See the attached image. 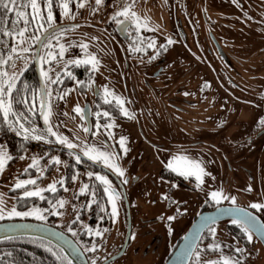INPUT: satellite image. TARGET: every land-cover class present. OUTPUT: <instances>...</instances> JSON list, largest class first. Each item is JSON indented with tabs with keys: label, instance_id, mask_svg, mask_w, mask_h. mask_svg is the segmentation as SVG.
Instances as JSON below:
<instances>
[{
	"label": "flooded vegetation",
	"instance_id": "af4514ba",
	"mask_svg": "<svg viewBox=\"0 0 264 264\" xmlns=\"http://www.w3.org/2000/svg\"><path fill=\"white\" fill-rule=\"evenodd\" d=\"M107 1L109 0H102L104 3ZM119 1L120 3H125L127 0ZM185 1L186 0L183 1V4H186L184 3ZM196 1L198 3V14L200 15L204 3L200 0ZM225 1L229 2L234 7V11L227 13V15L231 17L241 16L242 18L246 16L250 20H256L264 25V0ZM64 2L65 0H61L59 5ZM211 3L219 7L218 2ZM71 4L72 2L68 4V8H72ZM44 5L45 3L41 2L40 7L43 12ZM131 9L136 14L139 24H142L139 30H137L135 26L136 20H125L123 25L115 21L109 29V33L113 36L112 41H116L119 44L118 51L114 50L116 54H114V60L119 61V67H117L119 85L123 87L122 93L119 95V100L127 103L128 107L132 108V115L125 117L124 114L120 113L118 101L114 99L115 97L107 98L111 101L110 104L105 103V97H96L97 84L94 81L90 82V70H92V68L89 67V63H82L79 65L68 63V61L84 59L82 56L78 58V52L74 50V54H76L68 55L71 59L66 61V72L63 73L60 80L62 81L65 77H69V72L75 77V80H81L83 82L88 80L86 81V97H84L85 99L79 104V107L82 108L84 103L87 102L88 131H84L86 125L82 118V114L76 113L82 125L77 134L74 133L75 136L72 138L71 135L69 139L70 142L76 144L77 147L69 149L66 144H62L47 135L43 140L32 139L33 135L42 134L46 129L44 124H41L43 123L41 118L42 114L40 116L38 115L39 93L36 113L40 125L38 128H35L36 131L24 133L20 127L15 126L9 128V132L14 135L13 137L24 141V144L20 146L21 149L18 152H11L7 146L8 144L0 139L12 158L24 147H33L39 152L42 148L46 147H50L48 148L49 150L51 148H56L59 150L60 155H66V157L64 156L65 162L62 177L59 180H63V184L61 185L59 181H57L55 183V192L47 190L48 188L42 189L44 191H42L41 195L44 199H41L39 196L25 197L22 194L13 195V204L18 210L30 211L33 208H38L45 216V219L40 220L31 215L4 217V219L21 217L41 221L59 228L76 242L83 252L87 264H99L101 262L102 264H106L122 253L130 239L131 210H134L133 208L135 207L133 206L134 203L129 201L130 194L128 192L132 191L131 186L137 177L133 176V173H127V171L130 170L128 165L132 155L127 158V156H125V154H127V152L125 153L124 151L125 148L127 150L135 148L134 153H141L140 147H145L144 145H147L146 148H150V145H155L163 150H167V152L175 150V156H187L190 159L201 162L205 172V155H211V158H215V165L219 166L220 169H227L224 174L230 176L234 181V190L228 192L229 199H220L219 203L207 197V195H203L196 206L197 209L195 213L191 214L189 223L197 212L219 204H232L231 197H235L236 203L234 205L249 209L256 214L264 224V208L253 209L250 207L253 203L264 204V110L262 108L264 89L262 93H260V97H256V99L255 97H238L237 95V97H234V87L239 88V82H236L235 79L239 80L240 75L234 65V55L232 56L231 53H229L230 51H234V48L229 45L231 40L229 34L233 31L223 28L221 25H215V27H220L221 29H212L206 21L202 20L198 22L197 25L198 27H204L205 33L203 36L208 44H204V46L197 45V38L194 30H192V32L188 30V37L190 40L191 38L193 40V42L191 41L193 46H190L187 41L186 33L180 24L179 17L174 16V14L178 16L176 13V6H174L173 10L169 9L167 20L165 22L163 21L164 25L167 23L165 29L154 26L153 23L142 16L137 7ZM9 15V18L14 19L12 13H9ZM55 17L56 19H54L53 23L54 28L44 35L38 48L37 63L39 69L40 67H45L46 64L49 66L53 62L42 63L38 59V56H44L47 50H52L51 47L46 49L44 45L56 39L60 31L69 29L79 22V19H73V17L64 21L60 20L57 16ZM119 19H124V17L121 16ZM40 23H43V21L37 20V22L30 24L34 30H38L35 36H39L45 29L49 28L47 23H44V27L41 28ZM160 34L161 37L166 36L165 38L168 39L169 44L177 43L185 52L180 53L178 48H175L174 51V48L170 47L172 53H160L161 45L158 41ZM3 41V43L2 41L0 42V52L7 54L12 46L10 44V38L5 37ZM31 41L28 42V46H26L30 47L31 50L29 53L24 54L27 56L24 66H31L34 70L33 49L36 40ZM149 41H154L155 43L150 42L152 44L151 47L149 46L148 48L142 49V45ZM213 41L217 42V45H215ZM11 43L13 44V42ZM164 43L165 41L162 42V45ZM129 50H133L134 52L130 53ZM170 54H172V61H175L174 56L183 60L178 62L180 63L179 68L182 70V77H179V79L182 78V80H180L179 83L183 84V82L192 81L194 88L192 86V89L189 88L188 92L182 89H175L178 93L173 90V95L168 97H132L130 91H135V78L133 76L135 70H141L133 67L132 58L146 57V59L150 60L151 57H156L155 66L150 71L156 76L163 71V62H165L167 58L171 59L168 57ZM197 54H199L198 57ZM208 54H210L209 58L207 56ZM193 59H196L198 62L193 61ZM210 60H213V63H211ZM7 66L8 65H4L3 67L6 68ZM108 71L109 68L106 74H109ZM192 73L194 75H192ZM173 75L179 76V73L174 71ZM105 78L108 79L111 77ZM224 82L231 86L232 94L230 95L233 97H223L222 90ZM187 94H189L190 97H188ZM245 101L251 106L254 105L253 107L255 108L239 110V103H244ZM103 111H108L110 117L101 116L98 118L95 116L96 112ZM111 117L116 118L114 121L118 123V126L113 125L110 129H106L104 125L108 124ZM97 123L100 125L99 131H97ZM25 128L32 129L30 127ZM143 130L147 131L150 137L144 134H137V132H144ZM61 133L62 135L69 134L67 131ZM122 137L125 139V142L128 143V146H121L119 141ZM101 145H103V150L113 153L115 162L125 173L123 177L118 176L102 163H93L88 157L83 155L85 150L92 147L100 148ZM176 147H181L183 152L177 151ZM76 155L81 156L80 163L76 162ZM143 159V157H139L136 160L143 162ZM75 170L83 171L81 178L86 179L84 184H88L89 188L81 192L80 189L74 190L71 187L73 190H71L70 193V200L76 203V207L74 213L66 221L63 220V217L61 219L59 214L60 207L57 205V201L61 199L60 192L62 186L66 185L70 187L69 185L72 182L71 176H73ZM89 172L106 176L108 180L111 181V188L115 189L119 194L120 198L116 201L117 211L121 216V223L118 222L119 225L121 224L118 243L112 244L111 242L106 244L105 242L106 230L110 227V210L108 209L109 197L104 192L105 186L102 182L96 180L95 176L90 178L87 175ZM214 173H216L215 170ZM158 176L163 178V181L169 183V188L172 189L175 185V189H173L176 193L184 192V188L189 189L191 192V190L195 189V184L198 183L195 176L185 178L177 172L170 170L168 166H161L158 169ZM125 180L127 183L123 182ZM224 181H226L225 178ZM75 188H78V186ZM93 192H95V196L92 195ZM150 222H154V220ZM223 222H225L226 227L228 226L227 224H231L232 227H234V235H232L234 236V241L237 243L236 247L229 246V249L222 252L221 248L215 247L217 245L213 243L208 245L207 242L213 240V238H210L213 234L210 229H212V225L215 222L210 223L201 232L186 264H206L207 261L219 260L221 257H231L232 260L239 259L240 264H262L264 248L254 234L252 233L253 240L249 242L246 233L239 225L233 224L232 220ZM138 224L140 225V222ZM69 228L71 231H69ZM205 230L206 232H204ZM97 232H99L100 235H96ZM203 232L204 234H202ZM137 234L141 236L138 243H142L143 246L147 235L142 231L141 227H139ZM181 234L177 235L168 244L163 259L159 264L164 262ZM201 235H203L202 238ZM134 243H137V241H134ZM121 245H123L121 252L106 260L110 255L118 251ZM199 245L203 246L205 252L197 256L195 251L198 249ZM247 245H251V247L247 249L248 252L245 250V248L248 247ZM145 246L141 249V253L137 255L139 258L145 255ZM93 247H95V251L89 250ZM221 247L223 248V246ZM136 248L137 246L133 249V253ZM237 248H240L241 251L237 252ZM206 256H209L210 259L207 260L205 258Z\"/></svg>",
	"mask_w": 264,
	"mask_h": 264
},
{
	"label": "rangeland",
	"instance_id": "374dc122",
	"mask_svg": "<svg viewBox=\"0 0 264 264\" xmlns=\"http://www.w3.org/2000/svg\"><path fill=\"white\" fill-rule=\"evenodd\" d=\"M183 1L184 0H127L125 3H120L119 0H109L97 5L95 0H85V6L80 7L79 4L81 0H71L72 8H69L70 11L67 15L62 7L64 3L55 6L56 14L53 15L54 19H56L55 16H57L60 20L64 21L68 20V18L75 17L79 19V22L69 29L60 31L59 36H56V39L48 42V44L50 43L52 50H47L46 52L52 51L53 53L58 54L60 52L59 46L63 45L65 48L64 55L63 57L57 55V59L52 60V64L49 66L46 64L45 67H40L39 69L43 79L44 92L50 91L52 93L50 99L53 115L50 119V125L45 124L43 116L41 115L45 128L51 126L53 131H55L61 138H66L70 141L69 139L71 135L73 138L75 136L74 133L77 134L82 125L79 116L74 112V108L79 106V104L85 99L84 97H86L87 94L86 81L88 80H85L84 82L81 80H75L73 75L65 77L62 81L60 80L63 73L66 72L64 64L71 59L68 55L76 54H74V50L78 52V58L79 56H82L84 59L91 60V57L88 54H92L99 61L98 65H95L94 62L89 63V67L92 68V70H90V82L94 81L97 84L96 97H115V100L120 97L119 95H121L123 87L122 85H119L118 80L117 67H119V61L114 60V50L118 51L119 44L116 41H112L113 36L109 33V29L116 21L114 19L116 13L121 11L123 7L128 4H132V8L137 7L142 16L153 23L154 26L164 29L166 28L167 23L164 25L163 21L165 22L167 20L169 9L173 10L174 6H176V13L178 16L174 13L173 14L174 16L179 17L180 24L186 33L187 41L190 46H193L191 43L193 40L191 37V40L189 39L187 34L188 30H191V32L194 30L197 38V45L204 46V44H208L203 36L205 33L204 27H201L200 25V27H198L197 25V23L202 20L206 21L212 29H221L220 27H215V25H221L223 28L233 31L229 34L231 37L229 45L234 48V51H230L229 53H231L232 56L234 55V65L240 75L239 77L237 74L240 78L239 80L235 79L236 82H239V88L234 87V97H255V99L256 97H260V93H262L264 89L263 23L256 20L252 21L246 16L242 18L241 16L231 17L227 15V13L234 11V7L225 0H200L204 3L200 15L198 14V3L196 0H186L184 2L186 4H183ZM211 2H218L219 7H216ZM44 8L45 14L47 15V6L45 5ZM132 12L133 10L130 9L129 14ZM159 36L158 41L161 45L160 53H172L171 48H174V51L175 48H178L180 53L185 52V50L177 43L169 44L168 39L165 38L166 36L161 37V34ZM163 41H165V43L162 45ZM150 42L152 41L144 43L141 48H148L149 44H151ZM16 43L17 41L14 40L12 45ZM152 43L155 42L153 41ZM81 44H87L88 48L86 50L82 49L79 46ZM24 46H28L27 41ZM129 51L130 53L134 52L133 50ZM171 56L172 54L168 57L171 58ZM198 56L199 54H197V57ZM207 56L209 58L210 54ZM132 59L133 67H135V69H141L140 71L135 70L133 76L135 78V91H130L132 97H168L173 95V90L175 89H182L188 92L189 88L192 89V86L194 88L192 81L183 82V84L179 83V81L182 80V78L179 79V77H182V70H180V63L178 62L183 60L177 56H174L175 61H172V58H167L165 62H163V71L156 76L154 73L150 72L155 66L156 57H151L150 60L146 59V57H133ZM193 61L198 62L196 59H193ZM210 62L213 63V60H210ZM24 63L25 60L16 59L14 68L8 65L4 69L9 72H14L17 75L24 66ZM49 68L55 69L56 72H58V83L49 84L45 76L42 75V69L47 70ZM108 68L109 74H106ZM174 71L178 72L179 76L173 75ZM56 72H50L49 76L55 79ZM192 75L194 74L192 73ZM105 77L111 78L106 79ZM105 89L108 90L107 93H105ZM175 92L177 91L175 90ZM230 94H232L231 86L224 82L222 95L223 97H233ZM61 96H63V99L60 98ZM187 96L190 97L189 94H187ZM30 101L32 104L31 109L38 106V96L35 91L32 92ZM253 106L245 101L244 103H239L238 109H254L255 107ZM119 109L122 114L125 110L129 115L133 114L131 113L133 112L132 108L128 107L127 103H123L122 106H119ZM45 111H47V109H45ZM115 119L116 118L111 117L109 121L110 123L108 122V124L118 126V123H115L114 121ZM127 119L130 121L128 117ZM66 131L69 134L62 135L61 132ZM137 134H144L150 137L147 131L142 133L137 132ZM47 136L59 141L56 137H53L50 134ZM123 146H128L125 139ZM144 146L145 147H140L141 153H134L135 148H132L127 150V154H125L127 158L132 155L128 165L130 170L127 171V173H133V176L137 177L131 186L132 191L128 192L130 194L129 201H132L134 203L133 206L135 207L133 208L134 210H131L130 239L122 253L106 264H159L163 259L168 244L177 235L183 233L187 227V224L190 221V216L192 213H195L197 209L196 206L202 199L203 195L212 198L211 193L216 191L222 193L223 196L229 197L228 192L234 190V181L230 176L224 174L227 169H220L219 166L214 164L216 163L215 158H211V155L206 154V173H209V175H206L203 178L204 183L199 184V186L198 183H196L195 189L191 190V192L189 189L184 188V192L176 193L174 190L175 185L173 187L174 189L169 188V183L163 181V178L158 176V169L161 166H167L172 162L173 157H176V151L172 150L171 152H167V150H163L155 145H150V148H146L147 145ZM48 148H42L39 152L33 147H24L11 160L5 161L3 170H0V197H2L3 200V202L0 203V208L4 209V217H9L8 212L15 207L13 204L14 194L23 195L25 188L27 190L37 188L45 189L61 179L65 162L64 156L66 157V155H60L59 150L56 148H51L50 150ZM176 149L177 151L183 152L181 147H176ZM0 152L9 155L2 141H0ZM139 157L144 158L143 162L136 160ZM53 158H58L60 163H54ZM34 159L37 161V164L35 167H30ZM214 170L216 173H214ZM82 173V170H75L73 176H71L72 182L69 185L70 187H67L66 185L62 186L60 200L66 201V204L65 207L59 208V214L61 219L62 217L64 218L63 220L67 221L75 211L76 203L71 202L70 193L73 189L78 190L83 187L86 179L81 178ZM224 178L226 181H224ZM24 180H35L36 184L26 185L25 188H15V184L18 181ZM74 184L75 187L78 186V188H75ZM65 189H67V191H65ZM220 199L224 198L221 197ZM108 209L110 210V227L106 230L105 242L106 244L111 242L112 244H115L119 242L118 237L121 230V224L119 225L118 222L121 223V216L117 211V215L113 217L112 206L111 203H109V200ZM16 210L20 211L17 208ZM168 217H174V219L170 220ZM151 220H154V222H150ZM139 222L140 225L138 224ZM139 227H141L142 231L147 235L144 240L145 243L143 244V246L146 245L144 252L145 255L142 258L137 256L141 253V249L143 248L142 243H138V240L141 238V236L137 234ZM226 228L225 222H215L212 225L214 232L210 236L213 240L207 242V244L209 245L210 243H213L218 245L222 252L229 249V246L236 247L237 243L234 241V236ZM134 241H137V243H134ZM201 245H199L195 253L198 252L201 254L205 252V249ZM135 246H137V248L133 253L132 251L135 249ZM221 246H223V248ZM247 246L248 247L245 248L246 251L251 245ZM205 258L207 260L210 259L209 256H206Z\"/></svg>",
	"mask_w": 264,
	"mask_h": 264
},
{
	"label": "snow or ice",
	"instance_id": "6c2138e0",
	"mask_svg": "<svg viewBox=\"0 0 264 264\" xmlns=\"http://www.w3.org/2000/svg\"><path fill=\"white\" fill-rule=\"evenodd\" d=\"M41 2L46 3L47 5V15L46 17L42 14L40 4ZM54 0H0V41L3 40V38L7 37L13 40H16L17 43L12 45L9 49V52L7 54L0 52V113H2L5 120H8L10 123L11 118L15 117L16 121L18 122L20 119H26V117H21L17 113L13 111V103H14V90L17 89V75L14 72H9L4 69V65H9L12 68L15 67V60L21 59V60H27V56L24 54H27L30 52V47L24 46L26 43V40L34 39L36 41L40 40L39 36H32L29 34V25L33 22H37L38 18L39 21H43V23H40V27H44V23L48 24V27L51 28L54 23V17L52 14V5ZM71 3V0H65L64 4L62 5L63 9L65 10V14L67 15L70 11L68 8V4ZM95 3L97 5L102 3V0H95ZM80 7L85 6V0H81ZM132 4H128L123 7L121 11H118L116 13V16L114 19L118 24L123 25L125 23V20L133 21L136 20V29L139 30L141 25L139 24V21L136 18V14L132 12L129 14V10L132 8ZM30 9V11H29ZM8 13H12L14 16V19L8 17ZM124 17V19H119V17ZM75 17H73L74 19ZM22 25V26H21ZM78 27V26H75ZM47 31V29H45ZM171 42V41H170ZM82 49L86 50L88 48L87 44H81L79 45ZM151 47L152 44H149ZM44 47L47 49L50 47L49 44H45ZM60 52L58 54L53 53L52 51L46 52L44 56H38V59L42 63H49L52 60L57 59V55L60 57H63L65 48L63 45H60ZM139 50V49H136ZM91 57V60L83 59V60H75V61H68V63H73L76 65L79 64H88L90 62H94L95 65L99 64V61L95 58L94 55L88 54ZM65 69L67 68V64H65ZM50 72H56L55 69L49 68L47 70L42 69V75L45 76V78L48 80L49 84H55L59 82V74L56 72V78L53 79L51 76H49ZM69 76H71V73H68ZM90 86V85H88ZM108 90L105 89V93H107ZM51 96L52 93L50 91H46L43 94V98L41 100V114L43 116V119L45 121V124L50 125V119L53 115L52 112V104H51ZM63 99V96L60 97ZM118 106L123 105V101L119 100ZM105 103H111L107 98H105ZM47 109V111H45ZM83 109H81L79 106L74 108V112L81 113ZM125 116H128L129 113L125 110L123 113ZM96 117H110V113L108 111L103 112H96ZM113 125L112 124H106L104 127L106 129H110ZM20 129L23 130L24 133H28L29 131L35 132L36 129H29L25 128L23 124L19 125ZM100 125L97 123V131H99ZM84 131H88L87 128L84 129ZM51 135L53 137H56L57 140H59L60 143L66 144V146L69 149H74L77 147L76 144L68 141L66 138H61L55 131H53V128L51 126L47 127L45 131L42 134L33 135L32 139L36 140H43L46 135ZM121 146L124 145V138L122 137L119 141ZM125 153L127 152V149H124ZM83 155L88 157L89 160H91L93 163H102L104 166L108 167L110 170H112L115 174H117L120 177H123L125 175L124 171L119 167V165L115 162V157L113 153L108 152L106 150H103V145H101L100 148L92 147L88 150H85L83 152ZM23 158V157H21ZM12 157L10 155H7L6 153L0 152V170H3L5 166L6 160H11ZM54 163H60L58 158H53ZM75 160L77 163L81 162V156L76 155ZM37 164V161L34 159L32 165L30 167H35ZM168 168L174 172H177L179 175L188 178L195 176L196 180L199 184L204 183V176L209 175V173H206L204 170V167L202 166L201 162L190 159L187 156H176L173 157L172 162H170L168 165ZM90 178L95 176V179L102 182L104 187V192L109 197V203H111L112 206V215L115 217L117 215V206L116 201L120 198L119 194L115 191V189L111 188V181L108 180V178L104 175L96 174L93 172H89L87 174ZM75 178V177H74ZM124 183H127V181H123ZM59 183L62 185L63 180L59 181ZM35 185V180H24V181H18L15 184V188H25L26 185ZM89 188L88 184H84L83 187L80 189L81 192H84ZM49 191L55 192L56 187L55 184L49 185L48 189ZM250 190V189H249ZM42 189H33V190H27L25 188V191L23 195L25 197H35L39 196L41 199H44V197L41 195ZM67 191V189H65ZM93 196H95V192L92 193ZM211 196L213 200H215L217 203L220 202V198L223 197L224 199H229L227 196H223L220 192H212ZM232 204H235V197H231ZM2 197H0V203H2ZM66 201L60 200L57 201V205L60 208L65 207ZM251 208L257 209V208H264V204H257L253 203L250 205ZM240 209H235L233 211V214L240 213ZM57 214V213H52ZM35 216L37 219L43 220L45 219V216L41 213V210L38 208H33L30 211H17L15 207H13L9 212L8 216ZM4 219V209L0 208V220ZM168 219H174V217H168ZM233 224L239 225L242 230L247 234V239L249 242L253 240V234L249 230V224H251L253 227L257 228V231L260 233L261 236H264V226H256L255 221L252 218H249L247 213H244V219L232 220ZM69 231L71 229L69 228ZM210 231L214 232V229H210ZM96 235H100L99 232L96 233ZM215 247H219L218 245ZM91 251H95V247L92 249H89ZM48 251H52L51 248L48 249ZM237 252H240L241 249L237 248ZM197 256H199V253H196ZM59 258V257H58ZM206 264H240L239 259L232 260L231 257H221L219 260L214 261H207Z\"/></svg>",
	"mask_w": 264,
	"mask_h": 264
},
{
	"label": "water",
	"instance_id": "95a60500",
	"mask_svg": "<svg viewBox=\"0 0 264 264\" xmlns=\"http://www.w3.org/2000/svg\"><path fill=\"white\" fill-rule=\"evenodd\" d=\"M53 28L54 26H52L51 28H47V31L44 30L39 35L40 40L35 41L33 49V68L37 80V88L39 93V116L41 115V100L44 94V86L38 68L37 52L40 42L43 39L44 35ZM213 42L215 45H217V42ZM262 105V108L264 110V98ZM81 109H83V111L81 112L82 118L84 120L86 128H88L89 122L87 102L84 103ZM235 209H240L241 212L233 214V211ZM244 213H247L249 218L254 219L256 226H264V224L256 214H254L249 209L239 205L219 204L209 209L197 212L192 218L187 228L176 241L174 247L172 248V250L170 251V253L162 264H186L201 232L208 224L217 221H229L234 219L242 220L244 219ZM249 230L259 240V242L264 248V236H261L260 233L257 231V228L253 227L251 224H249ZM20 234H31L44 237L59 246L72 263L87 264L85 256L79 246L76 244V242L67 233L60 230L59 228L41 221H35L25 218H12L0 220V237ZM122 246L123 245H121L120 249L114 254L110 255V257H108L106 260L119 254L121 252ZM99 264H102V262ZM262 264H264V256Z\"/></svg>",
	"mask_w": 264,
	"mask_h": 264
},
{
	"label": "trees",
	"instance_id": "16d2710c",
	"mask_svg": "<svg viewBox=\"0 0 264 264\" xmlns=\"http://www.w3.org/2000/svg\"><path fill=\"white\" fill-rule=\"evenodd\" d=\"M60 1L61 0H54L52 5L53 15L56 14V9L54 7L57 6ZM42 14L46 17L45 8L44 12L42 11ZM36 32H38V30H34L29 25V34L35 36ZM31 40L34 39L26 41L28 43ZM13 41L14 40L10 39L11 45V42ZM3 42L4 41L2 40V43ZM17 77V89L14 90L15 96L13 103V111L21 117H26V119H20L17 122L16 118L12 117V122L10 123L8 120H5L2 113H0V139L4 140V142L8 144L7 146L9 147L11 152H18L21 149L20 146L24 144V141L19 138L13 137L14 135L9 132L10 127H19L20 124H23L24 127H30L33 129L38 128L40 125V121L36 113V108L31 109L32 104L30 101L32 97V92L35 91L36 95L38 96L34 70L31 66H24L17 74ZM227 225V229L234 235V227H232L231 224ZM206 230L204 232H206ZM204 232L202 234H204ZM202 236L203 235H201V238ZM49 248H51L52 251H48ZM0 264L74 263H72L62 251V249L56 244H54L52 241L36 235L20 234L0 237Z\"/></svg>",
	"mask_w": 264,
	"mask_h": 264
}]
</instances>
